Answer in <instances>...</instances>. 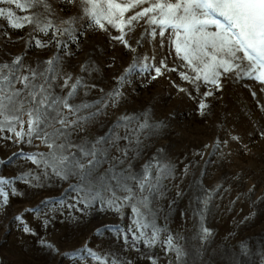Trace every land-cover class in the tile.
<instances>
[{
	"label": "rangeland",
	"instance_id": "1",
	"mask_svg": "<svg viewBox=\"0 0 264 264\" xmlns=\"http://www.w3.org/2000/svg\"><path fill=\"white\" fill-rule=\"evenodd\" d=\"M19 2L27 5L31 0ZM94 2L98 14L107 15L108 0ZM44 5L19 9L14 4L0 3V9L10 10L14 19L19 18L17 22L25 24L15 29L7 17H0V64L12 65L16 57H22L20 74L34 69L35 83H41L44 77L39 74L46 69V61L58 58L55 79L48 74L53 93L67 94L69 89L61 85L69 76V84L79 78L85 85L69 101L73 104H93L118 89V101L109 102L101 114L84 124L83 130L73 132L71 142L94 143L119 117H135L131 129L145 121L159 127L140 132L139 145L132 140V170L140 172L155 158L171 165L172 175L163 181L162 195L152 200L154 217L146 222L162 231L157 243L148 247L133 239L135 229L129 231L136 219L131 207L126 205L120 212L101 209L99 202L90 207H65L60 201L72 203L73 194L68 190L77 178L61 180L51 169L26 158L48 153L40 140L16 142L13 133L3 132L0 176L13 181L11 188L17 194L9 191L8 203L0 207V264H264V83L228 74L221 77L222 88L213 89L214 94L204 99L207 89L203 83L197 91L178 74L186 71L192 75L170 45L172 29L165 33L162 46L159 35L148 34L151 28L157 33L160 29L141 20L131 31L125 29V39L135 49L132 51L112 39L121 33L105 20L101 22L106 31L92 22L83 11L90 4L82 0H44ZM131 14L126 13L125 18ZM26 16L34 23H27L23 19ZM49 22L53 29L45 35L38 29ZM69 27L77 38L66 48L58 47L52 31ZM215 30L210 26L209 31ZM59 39L67 40V34L59 35ZM161 59L178 71H165L157 79H151L154 73L140 67L126 73L133 63L159 66ZM121 76L125 77L122 83ZM202 100L207 104L203 115L199 110ZM24 127L27 130V124ZM125 131L119 128L117 134L123 136ZM9 136L12 139H7ZM125 146L127 142L120 140L118 147L109 150L100 174L121 156L119 149ZM116 194L124 195L119 191ZM102 195L111 198V193ZM25 227L31 231L25 232ZM203 229L208 230L206 236ZM145 231L149 236L152 233L151 228ZM168 236L183 256L177 258L175 252L167 250L164 241ZM42 240L53 245L55 251L40 243ZM85 248L100 259L82 252Z\"/></svg>",
	"mask_w": 264,
	"mask_h": 264
},
{
	"label": "snow or ice",
	"instance_id": "2",
	"mask_svg": "<svg viewBox=\"0 0 264 264\" xmlns=\"http://www.w3.org/2000/svg\"><path fill=\"white\" fill-rule=\"evenodd\" d=\"M64 2L72 3L73 0H64ZM82 2L91 5L90 8L85 7L83 11L91 17L96 26L106 31L105 24L101 22L102 19L105 20L108 25L121 33L112 39L120 41L132 51L135 49L125 39V29L131 31L134 24L140 23L141 20L160 29L157 33L156 28H151L148 34L152 37L159 35L162 38V46L165 33L168 29H172L169 37L170 45L177 58L184 62L183 66L192 73L190 75L186 71H179L178 74L182 80L193 84L197 91L199 84L203 83L207 89L204 99L214 94L213 89L219 91L222 88L221 77L228 74H234L237 79L250 78L264 83V0H175V2L126 0L124 3L108 0L107 15L103 16L98 14V6L94 0H82ZM0 3L14 4L19 9L46 6L44 0H31L27 5L20 3L19 0H0ZM129 12L132 14L125 18V14ZM0 17H7L12 28L25 27L24 23L17 22L19 18H13L14 13L10 10L0 9ZM23 19L29 24L34 23L30 16ZM210 26H215L216 30L209 31ZM52 29L53 25L49 22L38 30L48 35ZM64 34H67V40L61 41L59 35ZM76 38L71 27L62 31L58 29L52 31V39L61 48H66L68 43ZM34 43L43 46L40 41ZM22 59L16 57L12 65L0 64V134L5 131L13 133L17 138L16 142L32 143L33 139L40 140L49 149L48 153H34L26 155V158L34 164L42 165L46 170L51 169V172L61 180H67L69 176L77 178L78 182L70 185L68 190L73 194L72 203L60 201L65 207L72 209L81 204L90 207L99 202L101 209L107 207L120 212L127 205L131 207L136 217L129 229L130 232L136 230L133 232V239L142 241L148 247L156 244L162 230L146 220L148 217H154L152 200L162 195L163 181L172 175V166L153 158L143 165L140 172H134L129 151L132 140L139 145L140 132L159 126H150L145 121L136 129H131V123L136 118L121 116L108 133L98 137L94 143L74 145L70 140L71 134L83 130L84 124L101 114L108 107L109 102L115 104L119 99V90L107 94L93 104H73L69 101L77 95V90L85 85L79 78L69 84L72 79L69 76L61 85L62 89H69L67 94L55 95L48 74L51 73V79H55L54 64L59 63L58 58L46 61V69L39 74L44 77L41 83H35L37 72L34 69L29 70L28 74H20L24 67ZM137 67L154 73L151 79H157L164 75L165 71H178L176 68H170L161 59L159 66L147 62L140 65L133 63L126 73ZM124 79V76L119 77V82L122 83ZM16 84H20L21 87L17 88ZM179 91L186 92L187 89L179 88ZM206 107L207 104L202 100L199 104L201 115L204 114ZM93 108L96 110L83 114ZM25 116L27 120L24 119ZM119 128L126 130L123 136L117 134ZM129 129L131 130L128 131ZM7 139L12 137L9 136ZM120 140L126 141L127 146L119 149L121 156L114 158V163L100 174L99 169L109 158V150L118 147ZM73 148L76 151H71ZM2 163L4 161L0 160V164ZM36 179L38 180L39 177ZM12 183V180L0 176V207L8 203L9 191L17 194L11 188ZM117 191L124 195L117 196ZM102 193H111V198L105 199ZM16 219L19 220L21 217ZM149 228L152 229L150 236L145 231ZM24 230L31 231L28 227ZM202 231L205 236L208 234L207 229ZM40 243L46 244L43 240ZM164 243L167 245V250L176 253L177 258L184 255L183 251L173 243L171 236H168ZM46 246L55 251L53 245L46 244ZM81 251L87 252L97 260L100 259L91 249L85 248ZM104 264H107V261Z\"/></svg>",
	"mask_w": 264,
	"mask_h": 264
}]
</instances>
